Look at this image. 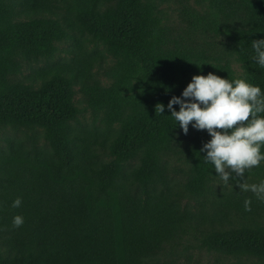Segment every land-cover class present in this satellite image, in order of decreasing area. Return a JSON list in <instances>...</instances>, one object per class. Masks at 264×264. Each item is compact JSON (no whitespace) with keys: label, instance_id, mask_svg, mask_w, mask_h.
Wrapping results in <instances>:
<instances>
[{"label":"trees","instance_id":"trees-1","mask_svg":"<svg viewBox=\"0 0 264 264\" xmlns=\"http://www.w3.org/2000/svg\"><path fill=\"white\" fill-rule=\"evenodd\" d=\"M196 1L0 0V264H172L188 240L264 264V201L239 186L264 161L225 184L167 107L210 72L264 93V0Z\"/></svg>","mask_w":264,"mask_h":264},{"label":"clouds","instance_id":"clouds-1","mask_svg":"<svg viewBox=\"0 0 264 264\" xmlns=\"http://www.w3.org/2000/svg\"><path fill=\"white\" fill-rule=\"evenodd\" d=\"M254 60L264 67V39L253 40ZM198 65V64H197ZM200 65V64H199ZM183 97V98H182ZM182 97L173 96L167 107L185 134L191 124L197 130H207L211 139L201 151L206 152L205 161L210 162L226 184L245 171L258 167L264 161V93L258 85L245 79L234 81L216 74L194 75L182 92ZM179 104V111L173 105ZM155 112L164 113V105L157 103ZM242 191H252L264 201V181L259 184L242 183ZM22 201L18 197L12 207ZM245 211H251V200L244 201ZM24 223L21 215L13 218V227Z\"/></svg>","mask_w":264,"mask_h":264},{"label":"rangeland","instance_id":"rangeland-1","mask_svg":"<svg viewBox=\"0 0 264 264\" xmlns=\"http://www.w3.org/2000/svg\"><path fill=\"white\" fill-rule=\"evenodd\" d=\"M202 1V0H200ZM190 5L197 9H200L199 3L196 0H190ZM180 4L177 2L170 3L165 6V9L168 13L169 23L171 25L179 26L182 24V16L180 14ZM199 39V38H198ZM61 48L66 47L67 43H60ZM58 55H65V52L60 50ZM235 69L239 70V66L236 62H233ZM101 78H105L101 75ZM79 97V95L77 96ZM81 120L84 122H90L91 114L88 110H83L80 116ZM11 130H1L0 131V145L4 144V138L6 134H11ZM176 158H175V160ZM262 178V172H259ZM246 175V173L244 174ZM249 177H257L256 174H249ZM197 241H184L181 245H177L173 249L169 250L167 254L160 257L161 260H168L172 264H248L246 260H240L233 257L221 256L216 252L208 251L205 248L198 246Z\"/></svg>","mask_w":264,"mask_h":264}]
</instances>
